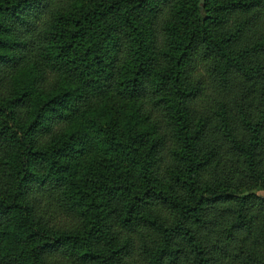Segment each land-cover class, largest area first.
Listing matches in <instances>:
<instances>
[{"label":"trees","instance_id":"trees-1","mask_svg":"<svg viewBox=\"0 0 264 264\" xmlns=\"http://www.w3.org/2000/svg\"><path fill=\"white\" fill-rule=\"evenodd\" d=\"M264 0H0V264H264Z\"/></svg>","mask_w":264,"mask_h":264},{"label":"rangeland","instance_id":"rangeland-1","mask_svg":"<svg viewBox=\"0 0 264 264\" xmlns=\"http://www.w3.org/2000/svg\"><path fill=\"white\" fill-rule=\"evenodd\" d=\"M256 194L264 197V191H262V190H256Z\"/></svg>","mask_w":264,"mask_h":264},{"label":"water","instance_id":"water-1","mask_svg":"<svg viewBox=\"0 0 264 264\" xmlns=\"http://www.w3.org/2000/svg\"><path fill=\"white\" fill-rule=\"evenodd\" d=\"M205 0H199V7L200 9L202 10L203 8V3H204Z\"/></svg>","mask_w":264,"mask_h":264}]
</instances>
